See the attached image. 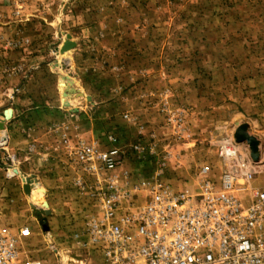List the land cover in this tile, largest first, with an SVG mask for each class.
I'll return each mask as SVG.
<instances>
[{"label": "rangeland", "instance_id": "rangeland-1", "mask_svg": "<svg viewBox=\"0 0 264 264\" xmlns=\"http://www.w3.org/2000/svg\"><path fill=\"white\" fill-rule=\"evenodd\" d=\"M68 35L76 46L63 52ZM71 88L83 95L64 96ZM90 96L103 108L91 109ZM75 119L93 124L104 149L126 152L113 173L138 206L161 160L166 180L176 157L188 169L204 158L220 170L219 141L245 123L263 136L253 183L264 187V0H0L2 221L29 225L21 248L42 264L78 259L73 234L92 202L64 172L65 186L49 192L34 180L42 188L35 206L24 178L56 173L53 181L58 171L42 177L44 162L26 168L15 154L27 153L30 125L55 130ZM45 201L52 214L42 223L33 207L47 210Z\"/></svg>", "mask_w": 264, "mask_h": 264}, {"label": "built area", "instance_id": "built-area-1", "mask_svg": "<svg viewBox=\"0 0 264 264\" xmlns=\"http://www.w3.org/2000/svg\"><path fill=\"white\" fill-rule=\"evenodd\" d=\"M60 144L76 168L75 187L92 202L73 234L80 254L72 264H264V187L253 183L260 162L249 144L223 137L218 179L210 177L213 166L200 167L197 192L163 178L164 158L142 206L113 173L124 150L65 134ZM32 234L29 226L17 233L0 228V264H42L21 248Z\"/></svg>", "mask_w": 264, "mask_h": 264}, {"label": "crops", "instance_id": "crops-1", "mask_svg": "<svg viewBox=\"0 0 264 264\" xmlns=\"http://www.w3.org/2000/svg\"><path fill=\"white\" fill-rule=\"evenodd\" d=\"M90 100L94 102V105L91 106V109L93 110H98L99 108H103V106H98V102L95 101V98L93 96H90ZM111 106V105H109ZM249 125V123H248ZM1 126V124H0ZM52 125H46L43 123L40 124H33L30 125V127L26 128V134H25V141L27 145V153H21L18 152L15 154V158L18 159L19 162H27L26 168L29 167L31 164H37V162H44V167L42 169V177L43 175L47 174V172H53L55 173L58 171V179L53 178L54 180L51 181L49 180L50 177H56V173L51 176L50 173H48V176H45V178H41L39 172H28L26 173H31L32 175H35L36 179H40L42 183L47 185L48 188H46V191L49 192V187L52 185L57 186L61 188V186H65V180L61 177H64V172L68 173L73 176V180L76 177V174H74V166L70 162L69 158L67 157L63 147L60 144L61 136L63 134L69 136L73 142L78 141V140H83L88 143H95L97 145H100L96 141V137L98 136L99 132H96L95 127H93L92 123H82L78 122L75 120L67 121L64 122V124H59L58 127L54 130L51 128ZM39 130V132H35L36 130ZM250 129V125H249ZM248 129V130H249ZM87 131H89V134H87ZM251 134V133H250ZM226 136L228 134H225ZM256 137L259 139L260 144L263 143V136L261 137L260 135H256ZM101 146V145H100ZM102 149H104L101 146ZM106 149V148H105ZM111 149V148H109ZM14 156V155H13ZM262 156H264V151L262 149ZM12 157V156H11ZM201 162L198 164V161H195L193 165H191V169H188L187 167H183L182 163H176L175 166H173L172 173L174 174L173 176L171 175V179H168L169 182L172 183V185L179 190L186 191V192H197L199 191V177H198V172L200 170V167H203L205 165L209 166L208 162L203 158H199ZM53 164V165H52ZM194 165L197 167L195 168ZM48 166H54L52 169H49ZM194 167V169H193ZM47 168V169H46ZM193 169V170H192ZM218 174L220 170H214ZM62 172V173H61ZM184 176V180L182 179V175ZM178 174V178L175 179L176 175ZM61 175V177H60ZM212 175V173H211ZM212 177V176H210ZM214 179H218V175H215L213 177ZM72 179V178H71ZM175 179V180H174ZM5 207L3 203V199L1 198V193H0V225L7 226V229L11 233H16L19 230V227H10V223H6L5 221H2V211L3 208ZM23 226H29V225H23ZM9 227V228H8Z\"/></svg>", "mask_w": 264, "mask_h": 264}, {"label": "water", "instance_id": "water-1", "mask_svg": "<svg viewBox=\"0 0 264 264\" xmlns=\"http://www.w3.org/2000/svg\"><path fill=\"white\" fill-rule=\"evenodd\" d=\"M76 46V43L71 40V36L68 35V40L64 43L62 51L66 52L70 49H73ZM73 93H77V95L82 96L83 93L79 90H76L74 88L69 89L64 93V96H69ZM69 105V103H67ZM1 128H4V125L1 124ZM249 125L248 123L240 125L236 132H235V138L238 142H247L251 149L252 158L254 161H259L260 159V141L259 139L249 133ZM15 172L18 173L19 171L15 169ZM34 180H37L35 175H32L30 177H27V180L24 184V190L26 193H30L31 191V184L34 182ZM45 206L47 210H39L36 207H33L34 213L37 215V217H42L41 222L45 223L47 222V217L52 214L51 210L49 209V203L45 201ZM47 228V227H46Z\"/></svg>", "mask_w": 264, "mask_h": 264}, {"label": "bare ground", "instance_id": "bare-ground-1", "mask_svg": "<svg viewBox=\"0 0 264 264\" xmlns=\"http://www.w3.org/2000/svg\"><path fill=\"white\" fill-rule=\"evenodd\" d=\"M61 50V49H60ZM69 97V96H68ZM11 175L12 174H15V170H11L10 171ZM27 180V177L24 178V181L26 182ZM31 187H32V190L30 191L29 193V198L31 199L32 203L35 205V206H39V196H40V193L42 192V188L41 186L37 183V182H33L31 184ZM66 257V256H65Z\"/></svg>", "mask_w": 264, "mask_h": 264}]
</instances>
